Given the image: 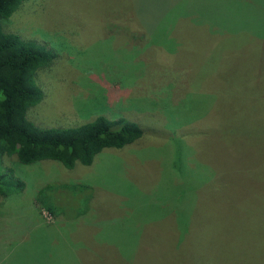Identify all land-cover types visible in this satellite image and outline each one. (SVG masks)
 Returning a JSON list of instances; mask_svg holds the SVG:
<instances>
[{
	"label": "rangeland",
	"instance_id": "1",
	"mask_svg": "<svg viewBox=\"0 0 264 264\" xmlns=\"http://www.w3.org/2000/svg\"><path fill=\"white\" fill-rule=\"evenodd\" d=\"M217 1L193 0L177 28H155L175 0H26L1 22L53 58L34 73L42 99L28 121L124 118L141 137L70 170L1 158L0 174L11 168L23 188L0 197V264H264V125L238 60L264 73V0H222L214 16ZM127 5L147 20L142 34ZM216 36L222 44L209 46ZM50 185L85 194L50 215L33 203Z\"/></svg>",
	"mask_w": 264,
	"mask_h": 264
},
{
	"label": "trees",
	"instance_id": "2",
	"mask_svg": "<svg viewBox=\"0 0 264 264\" xmlns=\"http://www.w3.org/2000/svg\"><path fill=\"white\" fill-rule=\"evenodd\" d=\"M24 1L26 0H0V159L3 157L13 159L15 163L22 166L40 161H53L70 170L75 164L88 166L94 156L103 149H120L139 139L141 130L138 125L124 118L109 120L104 116H96L89 122L78 126L57 128H44L28 121L26 118L27 110L42 99V91L36 84L34 73L37 69L48 65L53 58L51 53L44 50V47L42 48V45L31 40H22L2 30L1 22L6 20ZM221 1H217L214 9L213 7L210 8L214 16L220 15V12L227 6V4L226 6L224 3L221 4ZM192 3L193 0H175L173 3L175 6L171 7L172 4L167 6L168 9L163 12L164 17L158 22L155 20V28L160 27L159 25L170 26V24H175L176 28L180 27L181 19L177 17L183 14L184 18H189L194 11L193 8H190ZM123 11H131L132 15L135 14L132 16L131 26L139 31L138 34H142L143 30L149 27L146 19L137 14L136 10L133 12L132 5L130 7L127 5ZM216 24L213 26L217 27ZM196 25L204 30L210 27L206 23ZM221 44L222 37L216 36L209 46L217 47ZM244 59L245 56H242L238 60L241 69L245 66L247 69L241 75L242 80H244L242 81L244 82V90L248 92L245 96H257L258 99L253 105L256 106L259 103L261 110L259 113L261 114L260 118L253 122H258L259 125L263 126L264 73H261L255 66L248 68L250 63ZM227 65L228 68L221 67L220 72L224 73L231 82L238 77V71H234L232 63L228 62ZM217 89L216 87L215 90ZM230 89H234L233 84H230ZM243 115L248 118L247 113ZM244 122L251 121L244 120ZM262 136H264V132ZM22 188L23 185L14 177L13 170L5 168V171L0 174V197L19 192ZM84 191L85 186L83 185H50L34 198L33 203L35 206L43 208L50 215H54L55 210L63 214L62 205L64 202L62 199L64 196L74 193L83 195L85 194ZM245 240L246 238L239 240L233 252L234 257H231L232 260L243 258L241 247ZM249 258L256 260L257 254L249 255L247 259ZM236 263L242 264L243 260ZM245 263L248 262L245 261Z\"/></svg>",
	"mask_w": 264,
	"mask_h": 264
}]
</instances>
